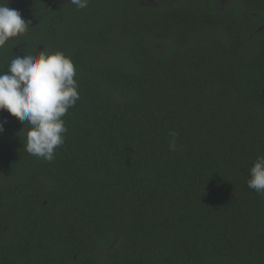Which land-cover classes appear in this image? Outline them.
Here are the masks:
<instances>
[{"label":"trees","instance_id":"obj_1","mask_svg":"<svg viewBox=\"0 0 264 264\" xmlns=\"http://www.w3.org/2000/svg\"><path fill=\"white\" fill-rule=\"evenodd\" d=\"M37 16L24 53L70 56L79 99L51 162L0 111V264H264V195L246 183L264 155V0Z\"/></svg>","mask_w":264,"mask_h":264},{"label":"clouds","instance_id":"obj_2","mask_svg":"<svg viewBox=\"0 0 264 264\" xmlns=\"http://www.w3.org/2000/svg\"><path fill=\"white\" fill-rule=\"evenodd\" d=\"M77 9L88 6V0H70ZM29 30L21 12L0 0V48L11 38ZM76 69L70 56L46 48L16 55L0 71V111H7L24 124V149L30 155L51 162L55 151L65 143L68 131L63 117L79 99ZM4 131L0 123V132ZM170 149H176V136L170 131ZM248 168V188L264 195V155L257 156Z\"/></svg>","mask_w":264,"mask_h":264},{"label":"flooded vegetation","instance_id":"obj_3","mask_svg":"<svg viewBox=\"0 0 264 264\" xmlns=\"http://www.w3.org/2000/svg\"><path fill=\"white\" fill-rule=\"evenodd\" d=\"M9 7L18 10L22 14V18L29 22V30L26 34L11 38L9 43L14 44L13 48L24 53V40L27 37L40 33L43 24L37 16L41 11L43 14L50 16V22L60 21L58 16L64 12V5L71 4L70 0H8ZM57 13V14H56ZM21 53L20 51H18Z\"/></svg>","mask_w":264,"mask_h":264}]
</instances>
